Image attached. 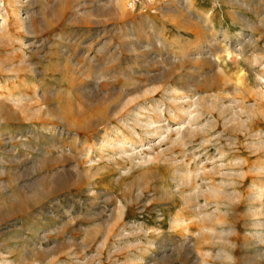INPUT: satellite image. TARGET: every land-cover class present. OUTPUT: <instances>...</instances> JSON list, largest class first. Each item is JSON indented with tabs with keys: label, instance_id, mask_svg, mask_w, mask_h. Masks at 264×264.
Segmentation results:
<instances>
[{
	"label": "rangeland",
	"instance_id": "374dc122",
	"mask_svg": "<svg viewBox=\"0 0 264 264\" xmlns=\"http://www.w3.org/2000/svg\"><path fill=\"white\" fill-rule=\"evenodd\" d=\"M0 264H264V0H0Z\"/></svg>",
	"mask_w": 264,
	"mask_h": 264
},
{
	"label": "built area",
	"instance_id": "2783aa9c",
	"mask_svg": "<svg viewBox=\"0 0 264 264\" xmlns=\"http://www.w3.org/2000/svg\"><path fill=\"white\" fill-rule=\"evenodd\" d=\"M133 3H134V1H133ZM129 6H130V7H133L131 3H130V5H129Z\"/></svg>",
	"mask_w": 264,
	"mask_h": 264
}]
</instances>
